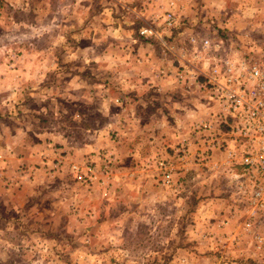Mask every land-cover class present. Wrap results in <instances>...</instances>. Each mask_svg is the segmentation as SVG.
<instances>
[{
  "label": "rangeland",
  "instance_id": "rangeland-1",
  "mask_svg": "<svg viewBox=\"0 0 264 264\" xmlns=\"http://www.w3.org/2000/svg\"><path fill=\"white\" fill-rule=\"evenodd\" d=\"M132 41L178 73L161 92ZM214 54L264 62V0H0V264H188L225 249L264 264V223L244 229L247 173L225 151L239 142L199 74Z\"/></svg>",
  "mask_w": 264,
  "mask_h": 264
},
{
  "label": "built area",
  "instance_id": "built-area-1",
  "mask_svg": "<svg viewBox=\"0 0 264 264\" xmlns=\"http://www.w3.org/2000/svg\"><path fill=\"white\" fill-rule=\"evenodd\" d=\"M160 25L163 29H173L176 26L174 13H165ZM140 34L162 40V33L151 25L143 27ZM189 42L201 47L203 55L204 50L210 47L207 38L198 39L193 35ZM208 59L212 63L208 71L200 70L199 74L211 87L218 101L220 116L231 121V133L240 145L238 150L228 147L225 151L228 161L236 160L238 156L236 165L247 173L249 193L244 198L247 213L244 229L251 232L255 221L264 223V62L254 57L227 54H214ZM209 141L213 145L216 142V146L221 143L218 138ZM72 169L79 179H91L94 174L93 168L87 165L84 171L76 164L72 165ZM253 238L255 248L260 249L263 236L254 231Z\"/></svg>",
  "mask_w": 264,
  "mask_h": 264
},
{
  "label": "crops",
  "instance_id": "crops-1",
  "mask_svg": "<svg viewBox=\"0 0 264 264\" xmlns=\"http://www.w3.org/2000/svg\"><path fill=\"white\" fill-rule=\"evenodd\" d=\"M153 2H154V0H153ZM132 10L134 11L135 8H133ZM165 10H167V9H165ZM132 42H134V44H137V47L140 49V53H139L140 54V58H135V56H138V54L136 53L132 57V60H134V58H135V60H136V62L138 64L141 63V65H145L144 66L145 69L141 70L142 74L146 75V76H151L152 80L157 84V86H159L158 89L161 92V89H163V87H162L163 82L167 83V82L173 81V79H174V78H172L173 75L174 76H175V74L178 75V73L174 72L173 68H169V67H166V66L164 67V70L159 69L160 67H158V66H160V65L163 66V65L161 64V61L156 56V54H157L156 53V47L153 44L147 43V42H140V41H132ZM170 45L174 46L173 47L174 48L173 51L176 52V49H175L176 46L174 44H170ZM164 49H165V47H164ZM136 50H137V48H136ZM131 51H135L134 47H131L130 51H128V48H125V52H131ZM167 51L169 53H171L172 55L174 54V52L172 50H170V49H167ZM188 60L191 61V57L188 58ZM190 61H188V62L192 63ZM184 66H185L184 70H188L189 74H183V73L179 74V77L182 76L180 78V80H185V78H186L187 79L186 80L187 81L186 82L187 86L188 85H194L195 86L196 84H195V82H194V80L192 78L193 75L190 73V72H195V70H194L195 68L194 69L192 68V64H187V65L184 64ZM194 67H195V65H194ZM167 70H169L172 73L169 74V72H167ZM161 94H163V93H161ZM196 107L197 108H199V107L202 108L201 105H196ZM195 110H196L195 108L192 109V114H193L194 117L191 120H194L195 122H197V120H199L198 118L203 117L201 115L203 113L198 115V114L195 113ZM206 112L208 113V111H206ZM191 122L192 121H190V123ZM182 135L183 134L180 133L179 136H176L175 138H178V140L179 139L181 140L183 138ZM233 225H236V224L234 223ZM223 249H225V248H223ZM194 253L196 255L195 251H194ZM194 253H193V255H194ZM191 255H189V258L191 260L188 258L190 260L188 264H246V260H244V262H243V258H246L247 256H251L250 254H248V252L246 250L243 251L241 249H235L234 251L226 250V249L225 250H221V256H220V258H217L216 262L215 261L211 262L205 256H204V258H202L201 256L199 257L198 255H196L195 257H192L193 255L192 256Z\"/></svg>",
  "mask_w": 264,
  "mask_h": 264
}]
</instances>
